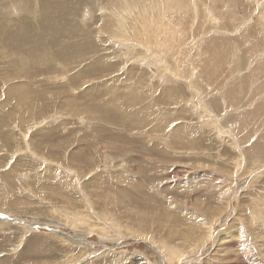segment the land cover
I'll list each match as a JSON object with an SVG mask.
<instances>
[{
	"label": "rangeland",
	"instance_id": "obj_1",
	"mask_svg": "<svg viewBox=\"0 0 264 264\" xmlns=\"http://www.w3.org/2000/svg\"><path fill=\"white\" fill-rule=\"evenodd\" d=\"M0 264H264V0H0Z\"/></svg>",
	"mask_w": 264,
	"mask_h": 264
},
{
	"label": "bare ground",
	"instance_id": "obj_2",
	"mask_svg": "<svg viewBox=\"0 0 264 264\" xmlns=\"http://www.w3.org/2000/svg\"><path fill=\"white\" fill-rule=\"evenodd\" d=\"M26 3V2H25ZM51 17V16H50ZM47 21V20H46ZM55 29V28H54ZM66 34V33H65ZM69 37V36H68ZM68 37H66V38H68ZM65 40V39H64ZM67 40V39H66ZM70 40V39H69ZM76 40V39H75ZM71 41V40H70ZM62 43H63V41H62ZM70 43V42H69ZM68 44V43H67ZM66 45V44H65ZM88 45V44H87ZM67 46V48L69 47L70 48V46H68V45H66ZM71 46H72V44H71ZM65 47V46H64ZM84 47V46H83ZM72 48V47H71ZM70 48V49H71ZM35 51V50H34ZM43 52V51H42ZM148 53V52H147ZM24 55V54H23ZM65 55V54H64ZM63 55V56H64ZM88 55V54H87ZM80 57V56H79ZM111 58V57H110ZM47 60V59H46ZM109 62V61H108ZM68 66V65H67ZM92 79V78H91ZM116 88V87H115ZM129 98V97H128ZM118 106V105H117ZM79 145V144H78ZM52 151V150H51ZM36 190V189H35ZM130 219V218H129Z\"/></svg>",
	"mask_w": 264,
	"mask_h": 264
}]
</instances>
